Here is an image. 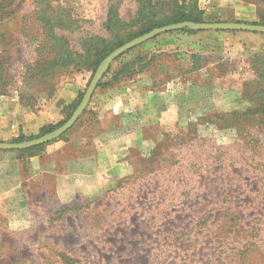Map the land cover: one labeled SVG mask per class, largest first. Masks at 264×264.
Here are the masks:
<instances>
[{
  "label": "rangeland",
  "instance_id": "obj_1",
  "mask_svg": "<svg viewBox=\"0 0 264 264\" xmlns=\"http://www.w3.org/2000/svg\"><path fill=\"white\" fill-rule=\"evenodd\" d=\"M237 1L252 7L244 21L196 5L204 19L264 26V0ZM183 2L0 0V96L34 110L58 99L59 120L47 125L66 121L95 51ZM178 31L113 61L68 131L32 154L13 151L19 168L7 174L0 162V264H264V47L195 52ZM124 83L157 96L122 98L127 119L114 124L91 101Z\"/></svg>",
  "mask_w": 264,
  "mask_h": 264
},
{
  "label": "crops",
  "instance_id": "obj_2",
  "mask_svg": "<svg viewBox=\"0 0 264 264\" xmlns=\"http://www.w3.org/2000/svg\"><path fill=\"white\" fill-rule=\"evenodd\" d=\"M199 2L202 5L208 6V8L216 7L235 10L234 14L237 20L244 21L251 15L252 7L237 0H199ZM184 39L187 40L186 43H189V49L195 52L207 50L213 45L224 47L226 50L232 52L239 49L264 47V34L250 32L201 31L188 36L185 34ZM129 83L132 84L133 81ZM135 84L137 85L138 83H134V86ZM122 86H116L113 89L107 88L96 92V95H94L91 101V105L95 107L99 115H102L106 119L110 118L114 124H116L114 121L119 120L117 118H120L121 122L127 119V117L124 118L119 114L120 111H117L119 110L118 103H120L122 98L128 97L127 99H129V96H132L131 100L136 101L135 103L146 102V104L152 105L154 103V97L157 96L152 88L138 92L133 87L131 89L125 88L130 86L125 85V83ZM66 101L70 104V101L67 99ZM57 103L58 99L51 100L47 105L34 110L22 106L15 96H0V139L17 137L19 135L28 137L37 134L47 124H55L59 120ZM0 162H5L6 170L4 169V171L9 170L7 174L12 172L13 169H17L19 165L13 151H0Z\"/></svg>",
  "mask_w": 264,
  "mask_h": 264
},
{
  "label": "water",
  "instance_id": "obj_3",
  "mask_svg": "<svg viewBox=\"0 0 264 264\" xmlns=\"http://www.w3.org/2000/svg\"><path fill=\"white\" fill-rule=\"evenodd\" d=\"M181 29H187L194 32H201V31L226 32L227 31V32H250V33L264 34V26L242 23V22L194 23L190 21H185L181 23L170 24L160 28H155L150 32L141 35L118 47L101 61V63L98 65L97 69L95 70L86 90L84 91L78 105L75 107L70 117L61 126H59L57 129H55L54 131H52L47 135L26 142H20V143L0 142V151H20V150L30 149L51 142L52 140L57 139L58 137L63 135L75 124L77 119L84 112L87 105L89 104L91 96L93 95V92L96 89L98 83L102 79L105 72L109 69L111 63L116 58L121 56L123 53L133 49L134 47L160 34L172 32V31H178Z\"/></svg>",
  "mask_w": 264,
  "mask_h": 264
},
{
  "label": "trees",
  "instance_id": "obj_4",
  "mask_svg": "<svg viewBox=\"0 0 264 264\" xmlns=\"http://www.w3.org/2000/svg\"><path fill=\"white\" fill-rule=\"evenodd\" d=\"M187 1H189V3H187ZM184 0L183 4H182V11H178L174 14H172L171 16L167 17L166 19H164L163 21H161V24H154L155 22L151 21L149 23V26L144 29L142 32H140L137 37L144 35L148 32H150L151 30L155 29V28H160L163 26H167L170 24H176V23H181V22H185V21H190V22H194V23H212V22H219L218 19H216L214 16H212L211 14L206 18H202V11L199 10L197 8L196 5V0ZM257 25V24H255ZM178 32L181 33H187V34H195L196 32L194 31H190L187 29H181ZM124 43H119L117 45H115L114 47H109L106 48L104 50H101L100 52L95 51V59H93L90 62V65L93 68V74L95 72V70L97 69L98 65L101 63V61L108 55L110 54L112 51H114L115 49H117L118 47L122 46ZM133 50V49H131ZM129 50V51H131ZM128 52V51H127ZM125 54V53H123ZM123 55H121L120 57L116 58L114 60V62H116L117 60H119ZM136 62L139 64L141 62V60L135 59L133 62L128 63V65L123 64L121 66H119L117 69H115L114 71H112V75H111V79L110 81H112L111 83H117L118 81L122 80L123 78H125L124 76H122L123 74H127V78L130 77L133 72L131 71V67H133ZM130 66V67H129ZM111 72V65L109 67V69L105 72V74L103 75L102 79L100 80V82L98 83L96 88H99L101 86V81L106 78V76H108V74ZM138 72V71H137ZM92 74V76H93ZM121 76V77H120ZM107 84H105L106 86ZM80 101V99H79ZM79 101H77V103L75 105H73V107L70 106L71 108V112L67 115L66 120L70 117V115L72 114V112L74 111L75 107L78 105ZM69 108V107H68ZM85 112V110H84ZM65 121H63L62 123H59L57 125H45L43 126L38 133V137H42L44 135H47L49 133H51L52 131H54L55 129H57L59 126H61ZM24 138L23 136H19L17 137L15 140H13L12 143H20L23 142ZM42 147V146H40ZM40 147H36V148H31L25 151H20L23 153H29L32 154L33 152H35L36 150H38Z\"/></svg>",
  "mask_w": 264,
  "mask_h": 264
}]
</instances>
